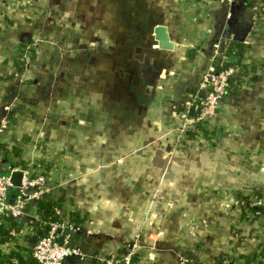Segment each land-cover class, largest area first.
<instances>
[{"label":"crops","instance_id":"obj_1","mask_svg":"<svg viewBox=\"0 0 264 264\" xmlns=\"http://www.w3.org/2000/svg\"><path fill=\"white\" fill-rule=\"evenodd\" d=\"M226 7L225 0H0L3 164L45 173L47 196L81 226L71 241L83 256L68 264L127 250L136 232L144 249L134 264H264V220L244 199L264 193V14L251 32L248 6L224 17ZM231 15L241 38L226 55L242 74L231 79L209 131L189 135L184 111L215 45L226 43ZM159 25L172 49L158 47ZM165 147L178 159L167 165L170 178L156 160Z\"/></svg>","mask_w":264,"mask_h":264},{"label":"built area","instance_id":"obj_2","mask_svg":"<svg viewBox=\"0 0 264 264\" xmlns=\"http://www.w3.org/2000/svg\"><path fill=\"white\" fill-rule=\"evenodd\" d=\"M249 1L252 4L246 8L250 13L251 32H254L257 16L264 14V0ZM234 2L235 0H225V5L231 9V4ZM227 14H229V10ZM233 38V33L229 35L222 33V40L226 43ZM216 55L222 57L221 62L217 66H213L211 63L210 67L200 75L199 94L193 96L184 111L188 132L198 133L203 127L209 129L231 79L242 74L243 68L240 64L223 63V59L226 60L227 55L221 51L219 43L215 45L211 61ZM196 100L197 103H195ZM190 111L194 112V116H190ZM7 123H9L8 119H2L0 128H5ZM183 134L179 132L178 138ZM3 154L4 150L0 147V215L17 219L26 217L29 218L27 222L36 221L37 215L33 214L31 209L35 201L48 194L47 176L41 172L33 174L29 165H4ZM17 170L22 171L20 186H14L11 182V174ZM247 196L249 198L247 206L254 210L255 214L261 215L264 220V195L260 196L252 192ZM48 225V231L31 244L21 238L20 257L29 256L36 264H68L67 261L70 257L81 258L83 256L80 246L71 241L72 236L70 235L76 230L66 217L60 221H50ZM66 229L68 230L67 234L64 233ZM143 249L140 233L136 232L121 258L115 259L113 256H109L104 258V261L106 264H132L137 258H140ZM6 257L5 255L0 258V264H25L18 257L10 256L7 261ZM181 264H189V262L186 259H181Z\"/></svg>","mask_w":264,"mask_h":264},{"label":"trees","instance_id":"obj_3","mask_svg":"<svg viewBox=\"0 0 264 264\" xmlns=\"http://www.w3.org/2000/svg\"><path fill=\"white\" fill-rule=\"evenodd\" d=\"M249 5H250L249 0H235V2L231 4V12L232 14H234L235 12L239 11L242 7H246ZM236 18H238L236 15H231V19L233 20L230 19V23L226 26V28L223 31L224 35H229L230 33L234 34V38L230 40L228 43L222 42L220 44V49L225 55H226V52H228L227 50L231 49V47L240 46L238 42H240L241 37L235 33V29H234L236 26V20H235ZM224 49H225V52H224ZM21 50L23 49H20V51H18V54L16 55L17 57L14 60V63L18 70L22 68V63H24V53ZM29 52H32V51H29ZM221 60H222V57L219 55H216L212 61L213 66H217L221 62ZM223 63L228 64L231 62L228 61L227 59L226 60L223 59ZM201 131L202 132L205 131V133H207L209 129L203 127ZM188 134L190 135L191 132H189ZM12 152L18 153L19 150L15 148L14 150L12 149ZM255 193H257V195H260L259 194L260 192H255ZM244 199H246V202L249 200L247 195H245ZM60 204L61 203L59 201L56 202L53 198L48 197L47 195L38 199L37 201L34 202L33 207L31 209L32 213L37 215V220L27 222V224H22L20 219H17V218H13L10 216L6 217V216L0 215V258L6 255L7 257L5 260L7 261V259H9L10 256H15L21 259V261L25 264H36L29 256L20 257L22 244L18 241L20 238H22L28 244H31L37 238L44 235L48 231L49 229L48 222L62 220L63 216L58 211ZM249 209L251 213L255 214L254 210H251V208ZM68 221L74 226L76 230V232L70 236L72 237L77 236L78 233H80V231L82 230L81 226L75 221H73V219H68ZM6 243H11L12 246H10L11 249H9L7 252H4L2 250V244H6ZM125 251H126V248L123 245H120L117 248L115 255L112 254V256L115 259L121 258L124 255ZM109 256H111V254L106 255L104 258L106 259ZM70 258H73L74 261L76 259L74 257H70ZM70 258L68 259V262H71ZM104 258L95 259L93 264H106L104 261ZM248 262L249 263L252 262V258H246L245 263L249 264Z\"/></svg>","mask_w":264,"mask_h":264},{"label":"water","instance_id":"obj_4","mask_svg":"<svg viewBox=\"0 0 264 264\" xmlns=\"http://www.w3.org/2000/svg\"><path fill=\"white\" fill-rule=\"evenodd\" d=\"M228 9L229 7H226V11L224 12V17L227 15L228 13ZM223 25L220 26L219 28V32L220 34L223 31ZM155 39L158 42V47L162 48V49H172L173 47V43L169 40V36L166 30V27L164 26H157L155 29ZM228 61H235L236 57L235 55H230L227 57ZM170 148L169 147H165V148H158L157 153H156V160H157V164L160 170V175L163 174V176L166 177H172V173L167 169V165L169 163V161H178V159L175 157V155H173L172 153H169ZM163 155V157H162ZM22 177V171H14L11 174V182L14 186H20V179ZM65 234L68 233V230L66 229L64 231Z\"/></svg>","mask_w":264,"mask_h":264},{"label":"rangeland","instance_id":"obj_5","mask_svg":"<svg viewBox=\"0 0 264 264\" xmlns=\"http://www.w3.org/2000/svg\"><path fill=\"white\" fill-rule=\"evenodd\" d=\"M39 38H40V40L41 41H45L46 39L44 38V37H46V36H44V35H42V36H38ZM260 194V196H262V195H264V193H259ZM249 208V207H248Z\"/></svg>","mask_w":264,"mask_h":264}]
</instances>
